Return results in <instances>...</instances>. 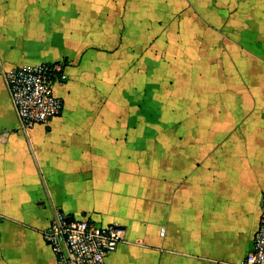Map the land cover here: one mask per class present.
I'll return each instance as SVG.
<instances>
[{
	"label": "crops",
	"instance_id": "0c3cea01",
	"mask_svg": "<svg viewBox=\"0 0 264 264\" xmlns=\"http://www.w3.org/2000/svg\"><path fill=\"white\" fill-rule=\"evenodd\" d=\"M60 62L21 125L5 74ZM264 196V0H0V264H57L56 210L125 226L105 264H237Z\"/></svg>",
	"mask_w": 264,
	"mask_h": 264
},
{
	"label": "built area",
	"instance_id": "2783aa9c",
	"mask_svg": "<svg viewBox=\"0 0 264 264\" xmlns=\"http://www.w3.org/2000/svg\"><path fill=\"white\" fill-rule=\"evenodd\" d=\"M60 62L23 64L7 71L5 79L21 125L32 128L48 122L63 111L54 81L64 78ZM120 223L100 224L56 210L43 237L56 256L57 264H105V258L125 239ZM237 264H264V196L253 248Z\"/></svg>",
	"mask_w": 264,
	"mask_h": 264
},
{
	"label": "rangeland",
	"instance_id": "374dc122",
	"mask_svg": "<svg viewBox=\"0 0 264 264\" xmlns=\"http://www.w3.org/2000/svg\"><path fill=\"white\" fill-rule=\"evenodd\" d=\"M57 82H58V80L54 81V89L57 86Z\"/></svg>",
	"mask_w": 264,
	"mask_h": 264
}]
</instances>
